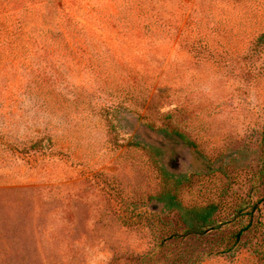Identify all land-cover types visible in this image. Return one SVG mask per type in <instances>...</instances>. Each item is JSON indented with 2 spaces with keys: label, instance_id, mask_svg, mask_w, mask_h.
Here are the masks:
<instances>
[{
  "label": "rangeland",
  "instance_id": "1",
  "mask_svg": "<svg viewBox=\"0 0 264 264\" xmlns=\"http://www.w3.org/2000/svg\"><path fill=\"white\" fill-rule=\"evenodd\" d=\"M57 2L87 30L100 33L122 0ZM184 2L192 7L195 0ZM243 6L248 13L251 6L261 11L245 19L217 4L228 13L222 15L228 26L238 28L222 33L228 49L219 48V64L191 58L187 44L163 53L170 60L162 72L175 100L162 111L181 105L172 127L196 143L180 144L167 165L186 177L179 190L186 207L219 206L220 228L202 238L167 242L169 248L160 251L162 237L185 231L176 214L161 212V206L157 212L150 200L162 189V177L144 152L133 149L119 160L112 155L139 140L142 125L122 114L117 137L109 135L113 143L106 144L96 126V99L75 92L84 82L73 75L58 81L59 89L50 83L47 92L13 101L0 97V137L22 147L50 144L30 154L40 160L37 167L0 154V264H262L255 251L264 245V47L252 35L264 31V0ZM204 16L200 11L199 19ZM252 213V229L231 246ZM139 214L136 225L122 222ZM146 219L157 228H149Z\"/></svg>",
  "mask_w": 264,
  "mask_h": 264
},
{
  "label": "trees",
  "instance_id": "2",
  "mask_svg": "<svg viewBox=\"0 0 264 264\" xmlns=\"http://www.w3.org/2000/svg\"><path fill=\"white\" fill-rule=\"evenodd\" d=\"M246 2L195 0L190 7L184 0H122L118 13L108 15L98 33L87 30L80 21L65 13L57 0H0V97L13 101L21 94L50 91V83L59 89L63 77L68 78L66 81L73 75L82 77L80 83H84L76 85L79 88L75 92L96 99V126L105 134L106 144L113 143L109 135L117 137L122 114L130 113L142 125L141 138L127 140L125 150L114 151L112 155L119 160L125 158L126 152L136 149V152L146 153L159 171L163 187L151 195L150 200L155 202L156 211L161 206V212L176 214L185 227L182 235L173 231L162 237L160 251L169 248L167 242L174 244L189 238H202L208 231L220 228L219 206L186 207L179 198L186 177L173 173V167L167 162L175 159L180 144L195 147L196 143L178 127H172L181 105L168 112L162 111L164 105L175 100L173 87L168 85L162 72L164 62L170 60L163 53L187 44L191 58L219 64L224 58L219 48L228 49L221 39L222 33L238 28L228 26L222 17L228 13L219 10L217 4L227 5L233 15L241 18L257 16L261 8L248 7V13L243 6ZM200 11L209 17L199 19ZM211 14L218 17L217 20L210 17ZM237 26L240 30L241 26ZM252 41L264 47V31L253 34ZM71 82L70 89H74ZM24 145L0 137V154L16 156L33 167L41 165L40 160L30 154L38 155V149L41 153L50 148V144ZM253 214L249 225L232 239L231 246L239 244L244 234L252 229ZM141 216L126 215L122 222L131 227ZM146 220L151 224L149 228H157L153 221ZM260 248L255 252L264 264V245ZM161 252L151 255L149 261L155 260Z\"/></svg>",
  "mask_w": 264,
  "mask_h": 264
}]
</instances>
